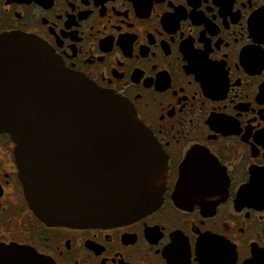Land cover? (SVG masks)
Returning a JSON list of instances; mask_svg holds the SVG:
<instances>
[{"label": "flooded vegetation", "instance_id": "flooded-vegetation-1", "mask_svg": "<svg viewBox=\"0 0 264 264\" xmlns=\"http://www.w3.org/2000/svg\"><path fill=\"white\" fill-rule=\"evenodd\" d=\"M13 34L129 102L168 174L161 206L136 222L51 227L0 131V264H17L14 252L50 264H264V0H0V39ZM191 156L186 188L204 193L181 206Z\"/></svg>", "mask_w": 264, "mask_h": 264}, {"label": "water", "instance_id": "water-1", "mask_svg": "<svg viewBox=\"0 0 264 264\" xmlns=\"http://www.w3.org/2000/svg\"><path fill=\"white\" fill-rule=\"evenodd\" d=\"M0 131L16 143L29 207L48 226H124L163 202L168 160L132 105L65 68L38 38L0 39ZM193 161L181 168V206L204 193L186 188ZM14 261L50 264L23 252Z\"/></svg>", "mask_w": 264, "mask_h": 264}]
</instances>
